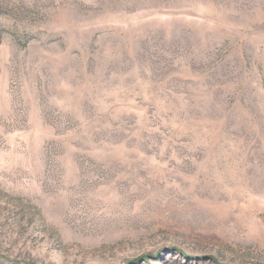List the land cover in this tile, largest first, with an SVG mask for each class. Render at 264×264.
<instances>
[{"label": "rangeland", "instance_id": "374dc122", "mask_svg": "<svg viewBox=\"0 0 264 264\" xmlns=\"http://www.w3.org/2000/svg\"><path fill=\"white\" fill-rule=\"evenodd\" d=\"M0 264H264V0H0Z\"/></svg>", "mask_w": 264, "mask_h": 264}]
</instances>
